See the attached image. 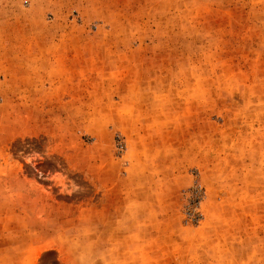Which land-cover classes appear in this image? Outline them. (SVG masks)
<instances>
[{
	"label": "rangeland",
	"instance_id": "rangeland-1",
	"mask_svg": "<svg viewBox=\"0 0 264 264\" xmlns=\"http://www.w3.org/2000/svg\"><path fill=\"white\" fill-rule=\"evenodd\" d=\"M0 264H264V0H0Z\"/></svg>",
	"mask_w": 264,
	"mask_h": 264
}]
</instances>
